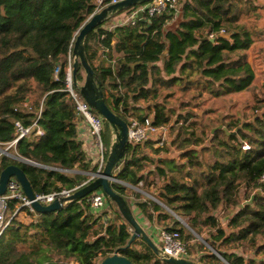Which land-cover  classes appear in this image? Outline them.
<instances>
[{
  "label": "trees",
  "instance_id": "1",
  "mask_svg": "<svg viewBox=\"0 0 264 264\" xmlns=\"http://www.w3.org/2000/svg\"><path fill=\"white\" fill-rule=\"evenodd\" d=\"M250 1L181 0L183 20L176 29L169 28L176 12L171 9L153 17L144 14L136 24L113 30L98 26L85 44L114 112L127 121L130 116L144 120L153 115L157 125L171 124L178 116L179 158L152 161L155 170L144 174L148 147L129 144L117 178L135 186L141 180L147 185L151 173L155 179L164 178L158 198L177 214L189 216V225L198 233L200 224L210 228L211 238L206 240L231 264H264V183L259 181L264 173V112L252 120L232 119L224 128L206 130L210 122L199 126L187 107L200 104L206 94L217 98L252 87L255 70L248 51L254 40L247 24L240 21ZM96 8L97 0H0V143L14 139L17 121L31 126L41 110L38 125L44 135L34 139L36 129H32L19 141L17 152L51 167L3 154L0 172L11 164L20 166L35 193L74 188L92 169L79 140L75 101L65 90V68L78 31ZM222 29L231 38L221 36ZM83 70L79 65V80L84 78ZM173 98L182 100L177 111L170 102ZM106 129L110 142L107 123ZM246 142L249 149L242 148ZM122 182H113V188L125 195L128 186ZM148 204L140 206L147 211ZM222 206L228 207L225 227L217 214ZM116 212L125 222L116 223V217L105 224L102 216L94 218L83 198L61 210L39 213L35 222L14 219L0 236V264H58L61 258L63 264H100L118 248L134 264H168L144 242L141 248L136 241L125 248L132 237L131 226ZM180 226L167 229H177L191 240L192 233ZM238 247H249L254 253L227 250ZM201 261L225 264L216 254L206 253Z\"/></svg>",
  "mask_w": 264,
  "mask_h": 264
},
{
  "label": "built area",
  "instance_id": "2",
  "mask_svg": "<svg viewBox=\"0 0 264 264\" xmlns=\"http://www.w3.org/2000/svg\"><path fill=\"white\" fill-rule=\"evenodd\" d=\"M118 1L120 0H110L108 3H104V0H98L97 8L94 13L101 11L105 6ZM180 6L181 0H150L119 12L107 20L102 26L106 29L113 30L119 26L134 25L137 23L139 18L138 13L140 11H142L143 14L153 17L161 15L165 11L171 9L178 10ZM221 33H225V29H222ZM210 37L215 38L216 34L211 33ZM65 70V90L70 93L75 101L79 140L86 153L87 161L90 162L92 166V169L87 171L89 178L74 188H63L49 193H35V199L33 200L25 194L20 182L15 177L11 178L6 193L0 195V236L7 230L11 222L14 219H18L21 214L31 216L32 222L38 220L39 213L34 208L33 201L36 200L44 205H48L61 197L68 196L87 184L93 178V174L101 173L106 165L110 149V146H107L103 138V131L106 129V121L101 114L94 112L95 110L75 89L72 74V52L68 56V64ZM60 71L61 68L58 66L54 73L56 79H59ZM40 116L41 110L38 111V118H36L31 126H24L20 121H17V133L14 139L3 144L0 143V148L4 149V151L0 149V156L3 154L10 157L18 155L17 146L19 141L24 137L30 136L32 134V129H36L34 139H40L44 135V130L38 125V119ZM128 124L130 144L140 146L153 145L155 148L160 149L161 153L166 151L165 148L169 147L171 135L170 125L155 124L153 115L147 116L144 120H139L137 117L130 116L128 118ZM243 148L249 149L250 145L245 143ZM119 169L120 167L116 170V174ZM259 181L264 183V173ZM86 200L90 204L93 212L95 211L94 214H97L96 212L99 211L102 213V210L106 209L110 204L107 194L101 189L90 193L86 197ZM12 203H14L13 209L11 208ZM9 209L12 210L10 213H8ZM129 230L133 232L132 227H130ZM156 235L157 243L166 254L177 258L194 259L189 251V243L183 238L179 230H169L167 228L159 229Z\"/></svg>",
  "mask_w": 264,
  "mask_h": 264
},
{
  "label": "water",
  "instance_id": "3",
  "mask_svg": "<svg viewBox=\"0 0 264 264\" xmlns=\"http://www.w3.org/2000/svg\"><path fill=\"white\" fill-rule=\"evenodd\" d=\"M148 1L150 0H120L118 2L109 4L105 6L101 11L91 15L90 18L78 31L72 49V74L74 86L80 91L82 97L90 104V106L105 118V121L108 124L110 132L112 134L111 146L104 169L101 173L93 174V178L87 184L77 189L72 194L61 197L60 199H57L48 205H44L41 202L35 200L33 201V206L38 213L46 214L61 210L68 204L86 198L93 191L101 189L104 191V193L107 194L109 201L114 203L115 207L122 213V215L126 218L127 222L133 229L132 237L125 248L131 247L135 241L141 239L142 242L153 249V251L159 258L163 259L168 264H204L202 262L196 261L195 259L177 258L166 254L162 250V248H160L155 237L149 231H147L146 228L137 219L136 215L133 212L129 198L113 188V182H122L117 178L116 170L125 160L126 150L130 144L129 124L127 120L114 112L107 103L105 99V92L102 89V83L100 80L96 79L95 70L90 63V60L86 53V38L93 30H96L98 26L103 25L107 20H109L119 12ZM143 15L144 14L142 11L138 13L139 18H142ZM220 35L226 38H231L230 33L225 32L221 33ZM212 40L214 41V39ZM79 65H82L84 69L85 75L83 80H79L77 76ZM198 78L199 76H196L193 80H196ZM217 128H224V125L221 124V126ZM217 128H214L213 130ZM0 149L4 151V149ZM12 158L36 164L41 167L51 168L49 166L23 158L19 155H14L12 156ZM13 177H15L20 182L25 194L30 199H35V191L26 172L16 164L8 165L0 172V195L6 193L8 183ZM162 204L173 214L178 216L170 207H168L164 203ZM186 225L190 230L194 231V229L190 225ZM194 233L197 234L195 231ZM199 238L202 239V237L200 236ZM202 240L204 242H207L205 239ZM208 246L217 256H219L225 262V264H231L224 258V256L220 254L217 249H215L209 243ZM120 251L121 248L115 249L114 252L104 258L100 264H134L131 259L121 254Z\"/></svg>",
  "mask_w": 264,
  "mask_h": 264
},
{
  "label": "rangeland",
  "instance_id": "4",
  "mask_svg": "<svg viewBox=\"0 0 264 264\" xmlns=\"http://www.w3.org/2000/svg\"><path fill=\"white\" fill-rule=\"evenodd\" d=\"M98 2V0H97ZM260 2L263 4L262 12H264V0H260ZM248 55L251 57V62L253 64V68L255 70V80L252 83V87H250L247 90L241 91V92H235V93H225L221 97L213 98L209 96L208 94L204 95L202 97L203 101L201 103H197V101H193L197 104H192L187 107L188 112L192 113L193 120H198V125L203 126L206 122H210V125H208V128L206 130H210L211 127L217 128L216 125L221 126V124H227L232 119H239L241 122L243 120H252L256 114H261L264 112V38H257V42L253 43L248 51ZM81 75H85L84 70L80 71ZM190 97V96H189ZM171 105L174 107V109L179 110L182 105V100L175 98L171 99ZM258 107V109L256 108ZM95 113L99 114L97 111H94ZM177 115L175 116V119L171 122L170 125V144L169 147L165 148L166 151H164L165 155L167 157L171 158H179V155L181 151L177 148L175 140L179 134L178 123H176ZM222 119V120H221ZM224 121V122H221ZM192 122V120H191ZM183 123V121H181ZM186 124H190V122H187ZM174 126V128H173ZM213 128V129H214ZM108 132L107 129L103 131V138L106 142L107 146H111V142L107 140ZM248 144V142H246ZM245 144V143H244ZM148 149H153L152 147L147 146ZM243 148V146H242ZM244 149V148H243ZM179 161V159H177ZM87 174V172H85ZM88 178L89 175L87 174ZM87 178V179H88ZM86 179V180H87ZM131 189V188H130ZM130 189L127 187L124 194L126 197H129V193L126 191H130ZM254 188L250 190L251 194L253 192ZM242 200H245L243 193H245V189H242ZM154 199L156 201L162 202L157 196L154 195ZM131 200V199H129ZM245 202V201H244ZM163 203V202H162ZM111 207V206H110ZM110 207L107 209L102 210V214H108L109 212H112V209ZM12 210L9 209L8 213H10ZM227 212V211H226ZM217 213L221 217L219 224L221 226L222 223L224 226H226L229 217L228 215H225V213ZM182 220L188 224L187 219L182 218ZM188 231L192 233V243L189 244V251L194 257L196 261L202 262L201 257L204 254H215L213 250L210 249L208 246L207 238H211V229L207 226H204L201 233H198L196 230H194L197 234L194 233V231L190 230L188 226L183 225ZM215 231V230H213ZM202 239H205L207 242H204ZM143 242L141 239H138L136 241L135 246L137 248H141ZM228 251L232 252H240L245 253L246 255L253 254L254 249H251L249 247H238V248H232L227 249ZM55 256V255H54ZM219 257V256H218ZM220 258V257H219ZM221 259V258H220ZM222 260V259H221ZM63 262H66L63 258L58 261V264H63ZM222 262H224L222 260ZM203 263V262H202ZM225 263V262H224ZM73 264V263H71Z\"/></svg>",
  "mask_w": 264,
  "mask_h": 264
},
{
  "label": "crops",
  "instance_id": "5",
  "mask_svg": "<svg viewBox=\"0 0 264 264\" xmlns=\"http://www.w3.org/2000/svg\"><path fill=\"white\" fill-rule=\"evenodd\" d=\"M249 6H250V9L248 10V12L240 16V21L247 24V27L253 36V40H254L253 43H256L257 38H264V12H262L263 4L260 2V0H251L249 3ZM182 20H183V11L180 6V8L176 10V12L174 13V16L172 17V19L169 21L168 23L169 28L176 29ZM115 44L116 43L114 42L113 45L115 46ZM114 55L115 57H118L119 53L115 52ZM101 58H104V57L102 56ZM248 60L252 64L250 55H248ZM141 147L144 148V146H141ZM156 149L157 148L155 147L153 149H148V148L144 149L145 150L144 154H146L150 158L148 160H145V166L143 170L144 174L153 172L155 170V163L158 162L159 159L167 157V155H165L164 152L163 153H161V151L156 152L155 151ZM139 154L142 155L140 152ZM152 161H155V163L153 164ZM123 165L124 163L120 166L118 173L122 169ZM122 183L128 186L129 189L131 188L130 191L127 190L126 192L129 193L128 195H130L128 198L131 199L130 202H131L134 214L136 215L140 223L146 228L147 231H149L155 237L156 240H157L156 234L159 231V229H165L168 227H171V228L175 227L179 229L181 227L180 225L187 224L182 220V218L187 219V221H189L190 219L189 216L179 215L175 212L179 216L178 217L175 214H173L168 208H166L161 202L156 201V199H154L155 198L154 195L159 197L160 188L165 183L164 178L155 179L154 175L151 173L149 175L147 185L145 184L144 180H141L136 186L130 183H125V182H122ZM153 201L159 204L160 206H162L163 210H155L150 203ZM144 202L149 203L147 206V211H144L143 208L140 206V204ZM109 207L110 209H112V212H109L108 214H102L100 211L96 212L97 214H94L95 211L93 212L92 210L94 218H98L102 216L103 218L102 221L105 224H107L108 222L109 223L113 222L114 218L116 217H118L117 218L118 220L116 221V223L119 224V223L125 222L124 221L125 219L123 220V218H119V215L116 216L117 209L114 207L112 203H110L107 206V209ZM227 210H228L227 206H222L217 212L224 213ZM17 220H19L20 222L26 223V224L32 222L31 216H26L25 214H21ZM223 223L222 225L224 226ZM204 226L205 225L203 224L199 225L201 230H203ZM214 230H216V228H214ZM192 241L193 239L187 240L189 244H191Z\"/></svg>",
  "mask_w": 264,
  "mask_h": 264
}]
</instances>
